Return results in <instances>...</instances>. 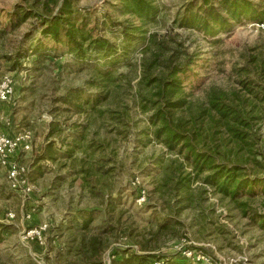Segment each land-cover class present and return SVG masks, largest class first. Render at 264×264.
I'll return each instance as SVG.
<instances>
[{"label":"rangeland","instance_id":"374dc122","mask_svg":"<svg viewBox=\"0 0 264 264\" xmlns=\"http://www.w3.org/2000/svg\"><path fill=\"white\" fill-rule=\"evenodd\" d=\"M72 1L88 14L86 22L92 35L117 47L124 24L130 21L141 26L138 18L122 14L117 0ZM150 1L159 12L155 21L144 26L156 42H166L165 49L160 47L162 59L175 50L179 63L184 65L188 59L194 63L182 81L190 110L177 111L175 117L197 115L211 89L239 90L238 82L245 77L264 87V64L258 66L264 59V23H242L229 33L205 39L174 24L188 0ZM251 1L264 4V0ZM62 3L0 0L4 29L0 35V78L10 75L15 88L14 102L0 106V130L10 136L30 133L32 149L19 160L27 167V179L34 187L33 193L23 198L0 171V225L5 228L0 230V264H84L77 251L92 236L107 243L101 264H121L132 252L188 260L182 255L186 247L209 258L207 263L197 264H225L239 258L246 259L245 264H264V229L243 216L228 199L207 188L201 193V183L195 180L189 207L186 203L177 206L173 200L166 175H170L173 161L184 163L154 140L148 121L151 112L145 113L139 106V95L157 101L153 90L140 80V64L152 62L154 55L132 49L130 61L125 63L116 57L106 61L88 51L85 60H77L63 44L43 38L39 17H35V13L44 16L41 4L55 15ZM16 8L22 14L25 9L34 15L18 26L8 25L5 15ZM18 53L23 58L21 66L14 63ZM134 64L139 65L137 71ZM105 65H113L116 77L125 76L104 95L108 97L100 106L120 111L128 107L127 125L119 132L110 126L108 114L100 116L82 106L99 94L92 81L99 71L107 69ZM160 69L157 62L151 65L152 74ZM256 127L262 154L256 160L264 165V119ZM222 138V133L217 134L215 143L220 144ZM50 142L54 144L51 149ZM42 154L52 159L37 161ZM239 156L250 157L243 152ZM177 165L173 163L172 168ZM244 167L248 173L254 170L264 175V169L251 160ZM142 190L146 199L138 203ZM248 200L255 212L264 214L262 188H256ZM9 211L15 214L11 221L4 217ZM27 214L31 215L29 220ZM165 218L179 224L176 236L157 234ZM44 224L47 229L41 241L23 239V231ZM163 261L151 259L152 264ZM188 264L196 263L188 260Z\"/></svg>","mask_w":264,"mask_h":264},{"label":"trees","instance_id":"16d2710c","mask_svg":"<svg viewBox=\"0 0 264 264\" xmlns=\"http://www.w3.org/2000/svg\"><path fill=\"white\" fill-rule=\"evenodd\" d=\"M117 1L121 5L122 14L136 17L141 21L140 27H136L130 21L122 26V42L119 47L108 39L94 37L88 30L89 24L86 22L88 14L73 5L72 0H63L55 15L52 14L53 10L49 6L41 4L44 16L35 13V17H39L40 33L43 38L56 44H63L79 61L86 59L88 51L94 52L106 61L116 57L124 60L125 63L130 61L132 49L151 52L154 55L153 61L140 64V80L142 84L153 90L157 101L153 102L139 95V106L143 112H151L148 121L153 127L151 134L154 140L184 163L173 161L172 165L173 163L178 165L174 168L170 165V175H166L168 179L166 184L170 182L172 187L173 200L177 206L186 203V207H189L193 202L190 193L192 183L199 180L203 188L201 193L204 194L207 189H211L221 198L228 199L236 205L243 216H248L251 222L258 223L264 229V214H258L248 204V199L254 196L256 188H262L264 191V175L259 176L252 169L253 172L248 173L244 167L251 160L256 167L264 169V165L256 160L257 155L262 156L257 147L259 137L256 126H259L264 119V87L245 77L238 82L239 90L225 92L211 89L206 94L205 107L199 110L197 115L190 114L186 119L175 117L177 111L190 110L191 104L187 101V95L184 96L182 81L190 71V65L194 64L193 60L188 59L182 65L174 55L177 53L175 50L169 57L162 59L163 53L160 47L165 49L166 42H156L155 35H148L144 26L155 21L158 15V8L153 2ZM17 9L12 13H6L8 25L18 26L34 15L32 11L24 9L22 14ZM0 16H2L1 11ZM242 23L263 24L264 4H256L251 0H188L174 19L177 28L194 30L205 39L229 33L234 26ZM3 32L0 22V35ZM119 51L121 54L117 55ZM22 59L21 54L18 53L15 55L14 63L20 65ZM154 62H157L158 68H161L157 74L151 73V65ZM261 64H264V59L258 63V66L260 67ZM111 66L113 67L110 65L97 73L92 86L99 91V94L91 100H85L82 106L88 107L100 116L108 114L110 126L119 132L127 125L128 107L123 106L121 111L112 110L108 106L105 110L100 109L103 101L108 97L104 95L110 94L111 87L119 79H125L121 74L116 77L112 73ZM135 66L137 71L139 65ZM261 72H264V66L261 67ZM204 120L208 123L206 129L203 127ZM219 133H222L224 138L219 139L220 144H216V135ZM53 146L54 144L50 142L49 148ZM240 152L250 157L239 156ZM71 153L72 151L69 152ZM45 158L52 159L51 156L42 154L37 161ZM183 167H186V173ZM177 226L178 223L165 218L158 225L157 234L168 233L176 236ZM2 228L3 225H0V230ZM155 236L154 238H157V235ZM106 247V241L98 236H92L87 243L82 242L77 255L84 264H101L100 257ZM186 248L192 250V247ZM151 259H163V264H188V260L134 252L125 255L121 264H152Z\"/></svg>","mask_w":264,"mask_h":264},{"label":"built area","instance_id":"2783aa9c","mask_svg":"<svg viewBox=\"0 0 264 264\" xmlns=\"http://www.w3.org/2000/svg\"><path fill=\"white\" fill-rule=\"evenodd\" d=\"M261 25L260 27H262ZM259 27V25H258ZM14 81L10 75L0 78V106L5 104H12L15 99ZM32 149V139L29 132H22L10 136L0 130V171H3L5 178L10 185L11 189L23 198L29 197L34 187L27 179V167L20 162L22 154L29 153ZM146 199L145 191L138 192V203L144 202ZM5 219L11 221L15 218V214L7 212L4 215ZM31 218L30 214L26 215V219ZM47 229V225H40L36 228H31L23 231V239H36L41 241L43 233ZM182 255L197 263H207L208 257L199 250L183 249ZM246 259H231L225 264H245ZM157 264V263H155Z\"/></svg>","mask_w":264,"mask_h":264}]
</instances>
